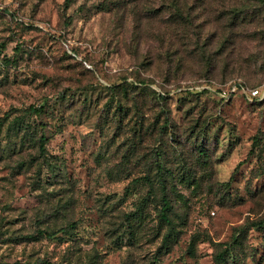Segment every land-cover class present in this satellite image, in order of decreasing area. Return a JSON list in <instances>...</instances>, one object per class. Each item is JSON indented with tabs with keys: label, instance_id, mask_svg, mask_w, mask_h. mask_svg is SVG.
Returning <instances> with one entry per match:
<instances>
[{
	"label": "rangeland",
	"instance_id": "rangeland-1",
	"mask_svg": "<svg viewBox=\"0 0 264 264\" xmlns=\"http://www.w3.org/2000/svg\"><path fill=\"white\" fill-rule=\"evenodd\" d=\"M231 80L264 85V0H0V264H264Z\"/></svg>",
	"mask_w": 264,
	"mask_h": 264
},
{
	"label": "built area",
	"instance_id": "built-area-1",
	"mask_svg": "<svg viewBox=\"0 0 264 264\" xmlns=\"http://www.w3.org/2000/svg\"><path fill=\"white\" fill-rule=\"evenodd\" d=\"M215 92L222 100H227L237 93L247 100H253L264 97V85L250 87L240 80H231L217 86Z\"/></svg>",
	"mask_w": 264,
	"mask_h": 264
},
{
	"label": "trees",
	"instance_id": "trees-1",
	"mask_svg": "<svg viewBox=\"0 0 264 264\" xmlns=\"http://www.w3.org/2000/svg\"><path fill=\"white\" fill-rule=\"evenodd\" d=\"M65 1H67V0H65ZM29 109H31V108H29ZM33 111H35V110H33ZM43 149H44V138H43L42 135H40L39 139H38V151H39V153H42ZM146 183L150 186V183H149L148 180H146ZM159 189L161 191V197H160L161 205H160V213H159V215H160L161 219L166 220L165 211L168 208V201H167V199H166V197L164 195L163 185L161 183L159 184ZM221 256H222V252L218 253L217 255H215V260L216 259L218 260Z\"/></svg>",
	"mask_w": 264,
	"mask_h": 264
}]
</instances>
